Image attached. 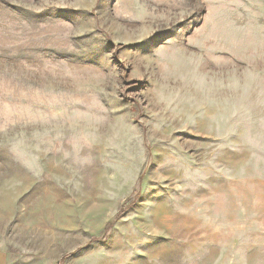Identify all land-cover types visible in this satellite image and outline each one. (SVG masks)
Returning a JSON list of instances; mask_svg holds the SVG:
<instances>
[{
	"label": "rangeland",
	"instance_id": "obj_1",
	"mask_svg": "<svg viewBox=\"0 0 264 264\" xmlns=\"http://www.w3.org/2000/svg\"><path fill=\"white\" fill-rule=\"evenodd\" d=\"M10 264H264V0H0Z\"/></svg>",
	"mask_w": 264,
	"mask_h": 264
},
{
	"label": "crops",
	"instance_id": "obj_2",
	"mask_svg": "<svg viewBox=\"0 0 264 264\" xmlns=\"http://www.w3.org/2000/svg\"><path fill=\"white\" fill-rule=\"evenodd\" d=\"M0 264H10V259L7 255L0 251Z\"/></svg>",
	"mask_w": 264,
	"mask_h": 264
}]
</instances>
